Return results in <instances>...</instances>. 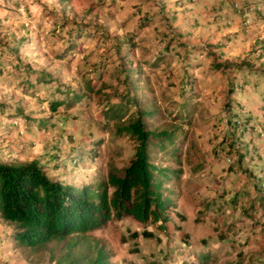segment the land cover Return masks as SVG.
<instances>
[{
	"label": "rangeland",
	"instance_id": "374dc122",
	"mask_svg": "<svg viewBox=\"0 0 264 264\" xmlns=\"http://www.w3.org/2000/svg\"><path fill=\"white\" fill-rule=\"evenodd\" d=\"M206 1L0 0V161L97 184L135 157L130 122L164 132L162 219L85 237L111 264H264V0ZM14 233L0 218V264H58Z\"/></svg>",
	"mask_w": 264,
	"mask_h": 264
},
{
	"label": "trees",
	"instance_id": "16d2710c",
	"mask_svg": "<svg viewBox=\"0 0 264 264\" xmlns=\"http://www.w3.org/2000/svg\"><path fill=\"white\" fill-rule=\"evenodd\" d=\"M51 107L57 108L54 102ZM125 130L138 140L135 157L122 172L112 170L108 180L97 184L64 183L52 178L37 159L0 161V218L15 227L14 239L20 245L36 248L56 242L58 264H111L104 248L85 241L88 232L125 216L142 223L162 219L167 205L148 145L164 132L147 130L141 119L130 122ZM109 186L114 187L112 192ZM141 233L147 238L154 235L148 228ZM134 234L138 236L137 231ZM80 244H86L87 254H81ZM199 258L198 264L209 259L206 253Z\"/></svg>",
	"mask_w": 264,
	"mask_h": 264
},
{
	"label": "crops",
	"instance_id": "0c3cea01",
	"mask_svg": "<svg viewBox=\"0 0 264 264\" xmlns=\"http://www.w3.org/2000/svg\"><path fill=\"white\" fill-rule=\"evenodd\" d=\"M202 1H206V0H202ZM212 0H208L206 2L208 3H211ZM222 1L224 0H213V2L211 4H213V9H218L220 7H222ZM197 7H201L199 10L203 12H206V10H203L204 6H201L200 4H197ZM218 13H221V12H218ZM223 13V11H222ZM246 158V156H245Z\"/></svg>",
	"mask_w": 264,
	"mask_h": 264
},
{
	"label": "built area",
	"instance_id": "2783aa9c",
	"mask_svg": "<svg viewBox=\"0 0 264 264\" xmlns=\"http://www.w3.org/2000/svg\"><path fill=\"white\" fill-rule=\"evenodd\" d=\"M240 11V10H239ZM230 160V159H229Z\"/></svg>",
	"mask_w": 264,
	"mask_h": 264
}]
</instances>
